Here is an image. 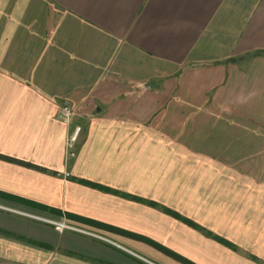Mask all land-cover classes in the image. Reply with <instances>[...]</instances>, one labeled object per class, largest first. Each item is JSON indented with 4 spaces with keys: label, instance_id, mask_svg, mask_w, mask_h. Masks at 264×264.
I'll return each instance as SVG.
<instances>
[{
    "label": "crops",
    "instance_id": "crops-1",
    "mask_svg": "<svg viewBox=\"0 0 264 264\" xmlns=\"http://www.w3.org/2000/svg\"><path fill=\"white\" fill-rule=\"evenodd\" d=\"M0 237L264 264V0H0Z\"/></svg>",
    "mask_w": 264,
    "mask_h": 264
},
{
    "label": "rangeland",
    "instance_id": "rangeland-1",
    "mask_svg": "<svg viewBox=\"0 0 264 264\" xmlns=\"http://www.w3.org/2000/svg\"><path fill=\"white\" fill-rule=\"evenodd\" d=\"M73 113H74V111H73ZM77 145H76V155L75 156H73V157L70 156V154L68 152V154L71 158H76V156H77ZM1 211L8 212L7 210H2V209H1ZM21 218H26V219H30V220L33 219L35 221H40V220L34 219L33 217H21ZM65 225H67V224H65ZM67 226L68 227L54 226V228L57 229L59 227V228H61V230H60L61 232H75L77 234H80V235L88 238V239L96 240V241L97 240L102 241V243H107V244L111 245L110 242L94 235L93 233H90L88 231H81L79 229H74V228L70 227L69 225H67ZM149 242H151L154 247H156V248L160 249L162 252L166 253L168 256H170V257L172 256L178 260L177 261V260L172 259V260L168 261V260L162 259V262L160 264H195V263L185 259L184 257H182V256H180L174 252H173L174 255L171 254L170 253V252H172L171 250L160 245L158 242L156 243V242L151 241V240ZM20 245L16 244L11 239L0 237V264H40V263L41 264H51L48 257L41 256L37 252H34V251H29L25 247H23L24 245H21L22 247ZM114 246L116 247L117 245H114ZM117 248L120 249L118 246H117ZM21 251H22V253H21ZM63 251H65L64 248H63ZM61 252H62V250H61ZM168 256H165V257H168ZM13 257L18 258V259H14ZM133 257H135V259H137V260H134L135 262L129 263V264H159V263H154V262L151 263V261H148L147 259H142L143 257H141V258L138 256H133ZM160 257L164 258V255H162ZM77 264H92V263L86 262V263H77Z\"/></svg>",
    "mask_w": 264,
    "mask_h": 264
},
{
    "label": "built area",
    "instance_id": "built-area-1",
    "mask_svg": "<svg viewBox=\"0 0 264 264\" xmlns=\"http://www.w3.org/2000/svg\"><path fill=\"white\" fill-rule=\"evenodd\" d=\"M72 107L69 106L68 103H65L61 108V119L64 121L63 123H66L68 126L73 125L74 121V113ZM82 126L81 125H75L71 133L69 135L68 144H67V150L70 154V156L76 155V145L78 144L80 140V136L82 134ZM63 227H68L67 225H63Z\"/></svg>",
    "mask_w": 264,
    "mask_h": 264
},
{
    "label": "trees",
    "instance_id": "trees-1",
    "mask_svg": "<svg viewBox=\"0 0 264 264\" xmlns=\"http://www.w3.org/2000/svg\"><path fill=\"white\" fill-rule=\"evenodd\" d=\"M11 160L16 161V160H14V159H11ZM16 162H19V163L25 164V163L20 162V161H16ZM170 253L173 254V252H170ZM173 255H174V254H173Z\"/></svg>",
    "mask_w": 264,
    "mask_h": 264
}]
</instances>
